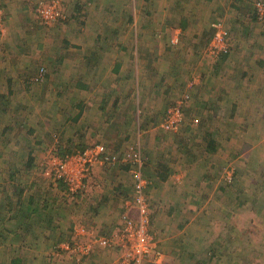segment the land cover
Instances as JSON below:
<instances>
[{"label":"rangeland","instance_id":"374dc122","mask_svg":"<svg viewBox=\"0 0 264 264\" xmlns=\"http://www.w3.org/2000/svg\"><path fill=\"white\" fill-rule=\"evenodd\" d=\"M38 1H30L31 5L28 7H30L31 14L30 16L26 15V25L22 31L16 32L13 25L11 28L5 25L4 34H11V36L8 44L5 36L3 40H0V264H8L12 259L17 258H20L24 264H157L152 259H144L143 261L124 260L125 248L118 249V238L111 241L104 240V243L100 239L102 245L109 249L100 246L101 249H97L92 257L81 261H78L77 256L82 255L72 256L73 253L66 247L64 248L63 245L69 242V239L75 241L87 239V237L75 234V227L78 223L86 224L89 227L93 226L92 228L98 231L101 229L104 231L102 235H109L105 234L110 228L104 220L117 223L118 220L125 219L128 215L129 219L132 218L131 213L136 208V196L138 195L136 174L134 173L135 164L130 159L134 147H138L142 152L144 176L146 179L149 178V181H153L150 178L154 172L150 167L153 161L166 160L172 162L175 175L184 172L181 171L184 169L183 166L190 169L191 167L197 168L199 162L205 163L201 155L205 146L196 140H199V136H209L208 133L210 132L207 130V126L216 131L217 136H219L220 121L225 119L232 125L231 119L233 117L229 116L231 114L228 110L229 105H222V108L228 112H223L217 103L206 104L204 102L205 105L200 106L199 104L202 102L200 99L204 95H199L197 91L194 93L193 89L197 84H202L203 81L204 84H209V87H213L214 90L217 87L221 88L224 83L222 81V72L225 70L224 64L231 57L233 60L229 61L230 69L228 72L230 78L231 76L233 78L234 73L235 75L241 73V68L245 66L254 65L255 69L257 67L264 69V64L258 63L264 61V21L258 19L255 8L257 0H223V6H216L214 9V4H218L220 0H210L212 3L197 10V12L195 11V13H192L194 8L191 0L176 1L177 8L173 11L171 21L168 20L169 25L174 29L166 32H151L156 39H169L170 41L163 40L158 51L155 48V52H159V55L162 56L159 59L158 57L152 59L157 63L162 61L159 65L154 64L158 68H164L166 71H164L165 79L162 77L161 82L157 76L153 80L150 79L152 83L157 81L160 84L158 92L150 97V101L141 103L140 107L145 112V118L141 117L142 120L135 121L127 138L119 144L118 149H115L113 154L111 153L115 157V164L97 165L94 168L95 170L102 167L101 170L103 171L117 170L121 172V176L117 175L115 182L110 180L109 175L107 177L101 174L99 177L97 174L94 176L93 171L87 187L78 194L71 193L63 182H54L48 177L46 178L43 171V160L51 152L64 156L83 151L95 143H103L107 146L106 141L95 138L88 139L91 141L89 143H75V140L69 136L73 130L69 127L71 124L66 121L69 113L71 116L74 115V110L67 107L69 104L67 99L73 95H70L69 92L62 94V91L65 92L66 90V87H63L66 84V78L61 77L62 71L69 68L66 64L65 66L62 65L60 51H62L61 48L67 49V46L62 44V38L66 39L69 32L70 34L74 33L68 24L72 23L77 26L82 24L84 20L86 21L84 18L87 14L83 13L86 10L84 5L86 1L64 0L65 17L52 23H45L39 18ZM168 1L174 3L175 0ZM7 20L8 15L5 14V21ZM151 20L156 21L152 18ZM218 20H222L229 31V49L221 54L210 51L214 33L213 24ZM190 23L198 25L199 28H189ZM4 24L6 23L4 22ZM64 24L67 25L65 31L61 28ZM178 28L186 29L182 32L176 31ZM176 36L179 37L178 40L172 42L171 39ZM25 39L28 43L24 42ZM51 45L53 47H50ZM168 48L179 53L177 55L172 53L171 59H168L166 57ZM49 54L51 56L46 57ZM183 56L184 65L178 64V67L181 66V70L176 73H182L185 70L184 75H186L189 70V77L185 85L180 87L178 94L172 96L167 91L168 87L164 86L169 74L168 71L173 70L169 64L176 62L178 57ZM25 64H28L27 67H24ZM41 66L47 68L45 80L32 82V76ZM183 68L185 69L183 70ZM247 72L243 71L241 76L244 80V89H248L251 84H254L247 77ZM151 73L152 71L149 72L150 76L154 75ZM251 78L261 84L259 90L264 88V81L261 78H256L254 74L251 75ZM235 79L238 80V77L235 76ZM75 80L77 79L75 78ZM71 82L74 84L75 81ZM233 82L237 85L236 88L243 89L241 83ZM244 92L239 95L247 103H242L243 99H241V107L237 114L240 125L233 123L232 126L235 128H231L229 125L228 128L222 127L225 131L229 129L232 132L230 136L233 137L228 138L226 145L229 146L230 144L231 147H228V150L233 149V152H239L244 135L259 139L264 137V125L257 127L254 125L255 122L250 121L260 118V112L255 109L251 110V107L247 106L251 100V95H245ZM196 95L200 101L198 104L196 103ZM254 97L252 96V99ZM259 99L264 100V91L261 96L256 98L257 101ZM179 100H185L187 103L186 125H192L189 134L191 141L186 144L177 142L178 138L188 132L186 125L179 132L167 131L161 127L169 109ZM216 110L222 112L212 114ZM235 111L236 109H234ZM204 117H207L208 122L210 121V125L206 127L202 123ZM144 123L145 125H143ZM89 125L92 124L89 123ZM67 126L70 129H64L61 133V128ZM95 130L97 128L92 126L87 128L84 131L85 138L89 132L94 133ZM44 135L46 139H43ZM234 144L235 148H233ZM182 146H187L186 153L198 151V158H202V160L190 161L189 153L187 158L182 157L189 161L183 162L181 156L179 157L182 153ZM35 147L38 154H36ZM32 151L36 154L35 160L33 164L29 165V153ZM234 156H237V153H234ZM252 161L251 158L248 159L249 164H251L250 177H242L237 181L238 183H235L236 176L234 177V175H232V180L228 181L229 183L225 180V171L229 166H233L231 162L227 164V169L221 166L217 169L221 171L220 176L214 172V169L207 175L212 180L217 179L216 182L219 179L225 180L224 184H228V191H224L223 194V200L226 201L224 206L218 201L211 208L215 214L214 218L224 216L223 219H220L221 224L233 219L238 220L237 225H240L236 234H227V237L223 239V241L229 240L231 244L224 243L226 249L222 256L219 257L215 254L216 259L210 261V264H264V207L260 208L258 200L253 199L254 190H257L255 187L259 184L261 176L257 166ZM241 162L246 164L244 158L241 159ZM178 164L183 166H178ZM195 174H197V170ZM195 174L191 172V176ZM222 175L224 178L221 179ZM118 182H121L123 186L118 185ZM216 182L212 185V190L221 199V191L219 189L214 190ZM186 193L187 195L184 194V197L187 198L186 201L191 202V204L194 203L195 192L190 189ZM210 194L211 192L207 193L205 188H199L197 194L198 197L201 195L199 204ZM147 198L150 212L151 214L155 213L156 216H154L150 232L155 236L164 253L165 262L167 264H185L174 257H177L178 249L183 247L185 243L192 241V236H190L192 233L190 228L186 226L189 222V214L184 211L183 219L179 218L178 212L174 214V207H171L172 198L166 188L153 186L151 191H147ZM100 202L105 204L101 212L98 207L95 208L96 204ZM32 209L34 210L31 211ZM186 209L189 210L188 206ZM50 217L55 218V222H48ZM252 218L258 220L256 224L253 223ZM253 224L257 226L254 229ZM197 228L195 232L203 234L202 225ZM249 232L254 234H249ZM198 240L199 244L202 243L200 252L203 256L199 260L205 263V255L211 250V246L206 245L207 240L205 238ZM94 243H96L95 240ZM95 245L93 244L92 249H95ZM60 253L61 255H59ZM216 253H218V248ZM170 256L171 259H169ZM207 258L209 257L207 256ZM189 264H193V260Z\"/></svg>","mask_w":264,"mask_h":264},{"label":"crops","instance_id":"0c3cea01","mask_svg":"<svg viewBox=\"0 0 264 264\" xmlns=\"http://www.w3.org/2000/svg\"><path fill=\"white\" fill-rule=\"evenodd\" d=\"M30 1L36 2L37 0H0V5L3 7L5 14L8 15V20L5 21L7 27L11 28V25H13L16 32L22 31L26 25L25 21L27 16L31 14L30 7H28V5H31ZM84 1H86L84 3L86 10H84L83 13L87 14L84 18L86 21L84 20L82 24L77 26H74L72 23L68 24V26L74 30V33L70 34L69 32V36L66 39L62 38L63 42L66 41L67 43L62 42V44L67 46V49L61 48L62 51H60L62 65L65 66L66 64L69 67L65 69V71L62 69L63 73L61 77L64 79L66 78V84L64 83L65 85L63 86L66 87V90L65 92L62 91V94H67V92H69L70 95H73V97L69 96L70 98L66 99L69 101L67 107H69L70 110H74V115L71 116L69 113L66 117V121L71 124L69 127L73 130L69 136L75 140V143H89L91 141L88 139L92 140L94 138L97 140L103 139L102 141H106V149L113 154L115 152L114 150L118 149L119 144L123 143V140L127 138L135 121L137 122L139 119L142 120L141 117L145 118V112L141 109L140 105L141 103L150 101V97L158 92L157 90L160 86L157 81L152 83V80L155 79L156 76L160 82L162 77L165 79L166 71L162 67L158 68V66H155L156 64L154 63L157 62H154L152 59L156 57L159 59V57L162 56L159 55V52H155V48H157L156 51H158L163 40L166 42L170 41L169 39H156L151 32H166L174 29L169 25L170 22H168V20L171 21L173 11L177 8V0H175L174 3L168 0H129L128 2L127 0ZM222 1L223 0H220L218 4H214L213 9L216 6H223ZM209 3L212 2L210 0H191V4L194 8L192 13H195V11L197 12V10L204 6L207 7ZM151 18L156 21H152ZM28 22L31 23L30 20H28ZM62 26L61 28L65 31L67 25L64 24ZM188 27L194 29L197 27L199 28L198 25L193 23H190ZM70 28H68V31H70ZM189 28H187V30H189ZM185 29L186 28H178L176 31L182 32V30L184 31ZM4 36L8 44L11 34H3L0 40H3ZM176 37L172 38L171 41L173 42ZM24 42L28 43L26 39ZM50 47L53 46L51 45ZM172 53H175L173 49L168 48L166 57L171 59ZM177 53L179 52L175 54L177 55ZM50 56L49 54V56L46 57ZM178 58L176 62L169 64L173 70L170 69L168 71L169 74L166 78V84L164 83V86L166 85L168 87L167 91L172 96L178 94L180 87L185 85L189 77V70L186 75H184L185 68H183L184 71L182 73H176L180 71L181 66L184 65V56ZM231 60H233V57L224 64L225 70L222 72V81L224 83L221 88L217 87L214 90L213 87H209V84H204V81L202 84H197L194 87V93L197 91L199 95H204L200 99L203 103L201 102L199 105L202 106L203 104L204 106L205 103H217L223 112L228 111L222 108V105H229L228 110L231 112L229 116L233 117L231 121L234 124L237 123L240 125V123H238L239 116L237 114L241 107V99L243 98L239 97V95L245 91L243 94L251 95V100L247 106L251 107V110H258L260 112L259 116H261L256 120L251 119L250 121H253L252 123L255 122V126L261 127L264 125V100L259 99L260 101H257L256 98L261 96L264 88L259 90L258 88L261 84H259L257 80L251 78V75L254 74L256 78L259 77L264 81V69L260 67L255 69L254 65H252L253 67L245 66L241 68V73L239 72L237 75L232 71L234 76L230 78L228 72L230 69L229 61ZM161 63L162 61L157 64L159 65ZM258 63L262 65L264 61H259ZM178 64L181 66L178 67ZM27 65L28 64H25L24 67H27ZM39 69L36 70L32 78L38 74ZM161 69H163V72H160ZM150 71H152L154 75L150 76ZM243 71H248L247 77L254 82L248 89H244V80L241 77ZM254 72L258 73V76ZM161 73L162 75H160ZM235 76L238 77V80L235 79ZM75 78L77 80H75ZM150 79L152 80L150 81ZM71 81H75V85ZM233 81L238 82V84L241 83V88L243 89L236 88L235 86L237 85ZM61 90L63 89L61 88ZM161 93L163 92L161 91ZM252 96H255L254 99H252ZM195 98L198 104L200 101L197 95ZM242 103H245V99H243ZM234 109H236L235 112ZM247 122L248 121H246V124H248ZM89 123L92 125H89ZM233 123L232 125H234ZM143 125H145V123ZM204 125V127L210 125V121ZM219 125V136H217L218 133H216V131L207 126V130L210 132L208 133L209 136L205 135L198 137V141L205 146V149L201 151L205 163L199 162L197 168L192 167L193 170L184 171L178 175L174 173L163 182L156 181V179L151 181V184L156 182L159 188H166L169 190L172 198L171 207H174V214L178 212L180 214L179 218L181 219H183L184 211H187L189 214V222L186 226L190 228L192 241L185 243L183 247L178 249L176 254L177 257H174L181 263L189 264L190 261L193 260V264H198L199 262L200 264H210V261L216 259L215 254L219 257L222 256V253L226 249L224 243L227 242V244H231L229 240L223 241V239L227 237V234L237 233L238 227L240 226L237 225L238 220L229 219V221L221 224L220 219H223L224 216L215 219L214 211L211 208L216 205L218 201L221 202L222 206L226 203V201L223 200V194L224 191H228V184H224V182L229 181V179H227V174L229 172H232L234 177L236 176L234 179L235 183L242 177H250L251 164L248 162L250 158L253 160L252 163L257 166L262 178L259 179V184L255 187L257 190H254L253 199L258 200V206L260 208L264 207V137H260L259 139L254 136L246 137L243 134V142L240 143L238 140V143H240L239 152H233V149L229 151L228 147H231V145H226V141H228V138L233 137L230 136L232 132L229 129L225 131L222 127H227L228 125L231 128L235 127L225 119L220 121ZM91 126L97 128V130L93 131L94 133L89 132L86 136L87 138H85L84 131ZM69 127L61 128L60 132L62 133L64 129L69 130ZM80 129L81 131H79ZM67 132L69 133V131ZM40 138L41 140L46 139L45 135L43 139L41 136ZM235 147L234 144L233 148ZM35 150L36 154H38L36 147ZM234 153H237V156H234ZM192 154L193 152L190 153L189 159H191ZM183 157L185 156L183 155ZM242 158H244L246 164L241 162ZM197 160H202V158H198V154L195 161ZM230 162L233 166H229L227 169L226 166ZM220 166L227 169L225 171L226 181L218 179L216 182L215 180L217 179L212 180L207 175L214 169V172L220 176L221 171L217 170ZM101 169L102 167L96 168L94 170V176L96 174L98 177L100 174L105 177L109 175L110 180H114L115 182V177L117 175L121 176L120 171H103ZM196 170L197 174H195ZM188 172H190L189 177ZM191 172L196 176H191ZM154 175L155 172H153V176ZM172 176L174 177L172 178ZM222 178H224V175L221 176V179ZM215 182L214 190L219 189L221 191V199L218 198V194L212 190V185ZM117 184L123 186L121 182ZM199 188H205L207 193L211 192L209 196H205L206 198L201 204H199L201 195L199 197L197 196ZM190 189L196 194L194 203L192 204L191 202H187V198L184 197V194L187 195L186 192ZM258 191L259 193L256 194ZM96 205L95 208L98 207L100 212L105 206V204L101 202ZM183 206L185 208L184 210ZM186 206H188L189 210L186 209ZM122 219L123 218L118 220V223L121 222ZM51 221L52 223L55 222V218L52 220L49 218L48 222ZM252 221L256 224L258 220L252 218ZM104 222L108 223L109 228L112 229L111 226L114 224L113 221L104 220ZM255 224L252 225L253 229L257 227L254 226ZM199 225H202L203 234L195 232ZM249 234L254 233L249 232ZM203 238L207 240L206 245L211 246V250L205 255V263L199 260L203 256H201L202 253L200 252L202 243L199 244L198 239ZM217 248L218 253H216ZM207 256L209 258H207ZM169 259H171V256ZM163 262H165V255L163 261L159 264ZM165 264H167V262H165Z\"/></svg>","mask_w":264,"mask_h":264},{"label":"built area","instance_id":"2783aa9c","mask_svg":"<svg viewBox=\"0 0 264 264\" xmlns=\"http://www.w3.org/2000/svg\"><path fill=\"white\" fill-rule=\"evenodd\" d=\"M255 8L258 19L264 21V0H257ZM38 14L45 23H52L65 17L64 0H39ZM5 11L0 5V39L5 33ZM214 33L212 35L210 51L215 54L225 53L229 49V31L222 20L213 24ZM176 37L173 41H177ZM47 69L42 66L38 74L31 79L32 82H43L46 78ZM185 100H179L172 106L166 114L161 127L167 131L178 129L182 121V108ZM130 159L135 164V174L138 188L136 196V209L140 213L139 221L128 220L127 225L120 231L118 238V249L125 248L124 260L143 261L152 259L155 263H161L164 253L160 249L155 236L150 232V218L148 212V200L144 194V189L148 180L143 175L142 152L138 147L131 151ZM115 164V157L106 149L103 143H95L86 147L83 151L73 154L60 156L56 152L49 153L43 160V171L45 177L54 182H63L67 189L75 194L87 187L89 179L92 177L95 166ZM137 165V166H136ZM130 205V204H129ZM131 207V206H129ZM75 234L81 237H95V230L86 224L78 223L75 227ZM76 238V236H75ZM104 243V238L102 239ZM80 241V242H79ZM75 241L74 245L70 242L65 243L72 253H88L93 244L82 240ZM86 243V244H83Z\"/></svg>","mask_w":264,"mask_h":264},{"label":"trees","instance_id":"16d2710c","mask_svg":"<svg viewBox=\"0 0 264 264\" xmlns=\"http://www.w3.org/2000/svg\"><path fill=\"white\" fill-rule=\"evenodd\" d=\"M46 76H47V74H46ZM186 107H187V103L185 102L184 105H183V108H182V121L180 122L178 129L175 130V131H173V132H179V130L184 125H186V117H185L187 115V113H186ZM221 112H222L221 110L220 111H217L216 110L212 114H215V113H219L220 114ZM195 121L198 122V120H195ZM207 122H208L207 117H204L203 120H202V123L205 124ZM191 126H192L191 124L186 125V127H188V132L186 134H183L180 138L177 139V142L178 143L186 144L189 141H191V136H189V134L191 132V128H192ZM196 141H198V140H196ZM186 148H187V146H185V147L182 146V153H180L179 157L181 156V158H182L183 155H184L185 156L184 158H187V156L189 155L190 152L189 153H186V151H185ZM197 154H198V151H195L192 154V157H191L190 161H195ZM35 155L36 154H34V151H32L31 153H29V161H28L29 165L30 164H33V161L35 160ZM184 158H182L183 162L189 161L188 159L185 160ZM151 165H152V166H150V167H152L151 170L155 172V175L154 176L153 175L152 176L150 175L151 176L150 178H152V180L156 179V181L163 182V181L167 180L168 178H170V175H172V173L175 172V169L172 166V162H169V161H166V160H157L156 162H152ZM178 166H181L182 167L183 165L178 164ZM182 168H184V169H182L181 171H185V172L190 171V170H193L192 167L189 169V168L183 166ZM17 170L19 171V168H17ZM20 172H22V171H20ZM143 175H144V170H143ZM188 177H189V172H188ZM147 180H148V184H147L146 188L144 189V194L146 195V197H147V191L148 190L151 191V188L153 186L157 185L156 182H153V184H151V181H149V178H147ZM148 205H149V202H148ZM33 210L34 209H32L31 211H33ZM148 212H149L150 230H151V224L153 223V219H154L155 213H152L151 214L149 207H148ZM131 216H132L131 219H129V215H128V216H126L125 219H122L121 222H119V223L118 222L117 223L114 222L113 226H111L112 229H109L108 232L105 233V234H109V235H102L103 232H104L103 230L99 229V231H98L97 229L93 228L95 230V237H91L90 239L87 238V239H85V242H91L94 245L96 244L95 245V249H91L88 253H84V254H75V253H73L72 256L82 255V256H80L82 258H80L79 256H77V258L79 259L78 261H81V260H83L85 258L92 257L94 255L95 251H97V249H101V248H99L100 246L102 248L109 249L108 247L102 245L103 243L101 242V240L103 238L105 240H107V241H111L113 239L115 240L117 238V235H119L120 231L127 225V221L128 220L139 221L140 213H139L138 209L134 208L132 210ZM50 219L52 220L53 217H50ZM4 239H7V238L4 237ZM94 240L96 241V243H94ZM68 241L71 243V245H74V242H75L74 239H69ZM59 255H61V253ZM3 264H6V263H3ZM8 264H24V263L22 262V260L20 258H17V259H12L11 262L8 263Z\"/></svg>","mask_w":264,"mask_h":264},{"label":"clouds","instance_id":"9594fccd","mask_svg":"<svg viewBox=\"0 0 264 264\" xmlns=\"http://www.w3.org/2000/svg\"><path fill=\"white\" fill-rule=\"evenodd\" d=\"M227 175H228L229 181H231L232 180V174H230V172H229Z\"/></svg>","mask_w":264,"mask_h":264}]
</instances>
